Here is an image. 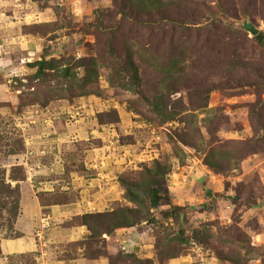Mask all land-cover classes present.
Here are the masks:
<instances>
[{"label":"rangeland","instance_id":"374dc122","mask_svg":"<svg viewBox=\"0 0 264 264\" xmlns=\"http://www.w3.org/2000/svg\"><path fill=\"white\" fill-rule=\"evenodd\" d=\"M42 60L58 63L39 75ZM0 96V241L19 235L27 179L16 117L71 102L95 107L96 145L121 160L113 210L148 249L113 264H264V0H0ZM159 177L152 208L142 189ZM110 218L84 219L90 246Z\"/></svg>","mask_w":264,"mask_h":264},{"label":"crops","instance_id":"0c3cea01","mask_svg":"<svg viewBox=\"0 0 264 264\" xmlns=\"http://www.w3.org/2000/svg\"><path fill=\"white\" fill-rule=\"evenodd\" d=\"M3 100L0 96V101ZM87 101L84 102H90L91 107L92 100ZM58 102L66 101L58 100L55 107ZM73 104H60L58 107L61 109H32L30 116L25 113L28 121L34 120L27 132L25 147L26 151L34 150L35 155L28 156L25 151L13 158L25 171L37 163L40 167L31 176L27 174L22 184L21 212L14 225L19 235L0 241V264H25L27 258H33L32 264L36 263L37 239L34 232L44 216L50 219L46 230L50 243L48 264H113L111 257L121 253L118 252L119 247L133 237L128 234L137 233V241L142 238L134 227H119L111 235L103 234L100 244H88L93 233L84 221V215L112 211L123 201V188L116 180L121 160L114 158L119 154L112 149V154H108L106 149L109 145H104V142L96 145L97 140L104 137L100 132L104 125L93 113L95 107L92 111L86 110L87 116L68 122L75 113ZM3 109L0 114L7 110ZM63 109L67 110L65 119H62ZM127 116L121 114V121L117 123L121 125ZM108 124L117 125L111 121ZM113 144L111 147L115 149ZM45 148L49 154L40 157L39 151ZM147 250L139 244L132 248L137 255H145Z\"/></svg>","mask_w":264,"mask_h":264},{"label":"trees","instance_id":"16d2710c","mask_svg":"<svg viewBox=\"0 0 264 264\" xmlns=\"http://www.w3.org/2000/svg\"><path fill=\"white\" fill-rule=\"evenodd\" d=\"M57 61L53 60L52 62L49 61V60H42V61H39L36 63V65L38 66V73L39 75L42 74V72L45 70L46 66L51 64L53 65V67L57 66ZM17 166H20V167H23L22 165H18L16 164ZM24 170V168H22ZM152 172H155L158 174V176H160L161 174V168L160 167H157L155 170L154 169H151ZM164 173V174H163ZM165 174L166 172H163L162 171V176L165 180ZM158 179V180H157ZM153 178L152 181H150L151 185H152V189L150 191H147V189H142V192L144 194H147L149 193L150 195V206H152V208H156L159 204H160V200H161V197L157 194V189L154 188V185L160 181H163L160 177L159 178ZM142 183V182H141ZM158 183V184H159ZM143 185V183H142ZM141 185V186H142ZM131 193V195L135 198H137V196H139L140 193L136 192L134 189L130 188L128 189V194ZM130 195V194H129ZM130 197V196H129ZM131 198L133 201L135 200L134 198ZM141 202V201H140ZM142 203V202H141ZM143 205V204H142ZM124 210L125 209H116V210H113V211H109V212H104V213H91V214H86L84 215V219L85 218H100V216H110V224L108 225L106 231L105 230H102L101 232H99V234L101 233H108V234H113L114 231L119 228V227H129V226H132V225H135V219L136 217H133V216H129L128 213H124ZM130 211L133 212L134 209H129ZM90 220V219H89ZM88 225L90 226L91 230L93 231V228L91 227L90 223L88 222ZM104 231V232H103ZM93 236L94 235V232H93Z\"/></svg>","mask_w":264,"mask_h":264},{"label":"built area","instance_id":"2783aa9c","mask_svg":"<svg viewBox=\"0 0 264 264\" xmlns=\"http://www.w3.org/2000/svg\"><path fill=\"white\" fill-rule=\"evenodd\" d=\"M30 116V114H29ZM25 117V119H24ZM81 117V115L79 114V112H75L74 115H72L69 119L68 122L72 123L73 121H76L77 119H79ZM16 120L19 122L16 124L20 129L24 130L25 126L27 125V128L30 127V125L32 123H34V120H30L27 119V114H22L21 116L19 115L18 117H16ZM24 120V122H22ZM26 154L28 156H34L35 155V151H31L28 150L26 151ZM49 154L48 149H41L39 151V155L40 157H43L45 155ZM16 164V163H15ZM39 164H35L33 166H29L27 174L29 176H31L33 173H35V171L39 168ZM49 217L48 216H44L42 221L40 222V224L36 227L34 235L37 239V243H38V247L40 249L39 251V263L40 264H48V247L50 246V243L48 241V238L46 236V230L49 227ZM136 245L134 243V241L130 238L126 241V243H123V245L121 246V248L126 251V252H130L132 250V248H134Z\"/></svg>","mask_w":264,"mask_h":264},{"label":"water","instance_id":"95a60500","mask_svg":"<svg viewBox=\"0 0 264 264\" xmlns=\"http://www.w3.org/2000/svg\"><path fill=\"white\" fill-rule=\"evenodd\" d=\"M251 31L254 33V34H257L258 33V30L256 28H252Z\"/></svg>","mask_w":264,"mask_h":264},{"label":"clouds","instance_id":"9594fccd","mask_svg":"<svg viewBox=\"0 0 264 264\" xmlns=\"http://www.w3.org/2000/svg\"><path fill=\"white\" fill-rule=\"evenodd\" d=\"M135 247H136V246H135ZM135 247H134V248H135ZM121 249H122V248H121ZM122 250H123V249H122ZM125 252H126V251H125ZM127 253H133V251L131 250L130 252H127Z\"/></svg>","mask_w":264,"mask_h":264}]
</instances>
